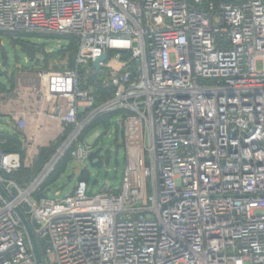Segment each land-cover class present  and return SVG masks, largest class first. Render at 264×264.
Listing matches in <instances>:
<instances>
[{
  "label": "built area",
  "instance_id": "obj_1",
  "mask_svg": "<svg viewBox=\"0 0 264 264\" xmlns=\"http://www.w3.org/2000/svg\"><path fill=\"white\" fill-rule=\"evenodd\" d=\"M0 33L77 45L72 68L0 91L23 138V157L0 148V264H38L16 210L42 264H264V0H0ZM103 54L93 85L111 93L97 103L88 77ZM109 115L126 153L119 191L78 181L42 197L61 160L94 152L81 136ZM32 117L58 124L46 145L26 133ZM53 145L29 184L10 178Z\"/></svg>",
  "mask_w": 264,
  "mask_h": 264
},
{
  "label": "rangeland",
  "instance_id": "obj_2",
  "mask_svg": "<svg viewBox=\"0 0 264 264\" xmlns=\"http://www.w3.org/2000/svg\"><path fill=\"white\" fill-rule=\"evenodd\" d=\"M23 43L33 47L35 52L33 62L29 61L21 51ZM0 44L5 48L7 54V62L4 66L0 55V85L7 89L10 88V79L16 81V84L23 78L35 80L36 71L39 69L55 71L70 69L74 60L72 55L77 48L76 41L71 37L38 34L22 35L11 39L0 33ZM107 66L117 70L120 64L118 61L110 59ZM256 67L261 70L263 63L258 61ZM117 120V116H113L110 117L106 125L92 124L84 131L79 141L80 146L85 143L93 147L94 151H100V164L91 167L87 159L77 161L66 157L61 160L55 172L42 185V197L60 201L71 194L80 178L87 183V195L95 196L105 191H119L122 172L126 164V153L121 145V134L117 131ZM7 124V117L0 116V128L4 130L0 132V148L17 149L18 144L10 136L11 133L7 131ZM53 125L56 128L58 124L54 123ZM38 173L34 172V177Z\"/></svg>",
  "mask_w": 264,
  "mask_h": 264
},
{
  "label": "trees",
  "instance_id": "obj_3",
  "mask_svg": "<svg viewBox=\"0 0 264 264\" xmlns=\"http://www.w3.org/2000/svg\"><path fill=\"white\" fill-rule=\"evenodd\" d=\"M5 35L10 37L11 39H13L15 37L22 36V35H14V34H5ZM74 57H75V51L73 52V55H72L73 59H74ZM73 64H74V60H73V63L71 65V68L73 67ZM103 77H104V75H103L102 71L88 77V84L92 87V89H91L92 92L96 96H98L97 103H100L103 100H105L107 97H109V95L111 93L110 90H104L99 85H93V82L98 81V80H100ZM3 89H4V86L0 85V91L3 90ZM110 117H113V116L112 115L106 116V117L100 119L99 121H97L96 124L102 123V124L106 125L107 121L110 119ZM10 136H12V138L17 142L18 148L17 149H7V150L3 149V150L5 152H8V153H12V152L19 153L23 157L22 144L20 143V138L22 137V135L19 132H17V130H16ZM56 148H57V145H53L52 147H49V148H42L40 150L39 156H38L37 160L35 161V163H34L32 168H23L22 167L17 172L13 173L10 176V178H12L20 186H26L34 178V172L37 171V173H38L41 170V168L50 159V157L52 156V154L54 153ZM79 181H84V180H82L80 178Z\"/></svg>",
  "mask_w": 264,
  "mask_h": 264
},
{
  "label": "water",
  "instance_id": "obj_4",
  "mask_svg": "<svg viewBox=\"0 0 264 264\" xmlns=\"http://www.w3.org/2000/svg\"><path fill=\"white\" fill-rule=\"evenodd\" d=\"M21 51L24 53V55L29 61L33 62L35 60V52L31 45L25 43L21 44ZM0 55L2 58V65L4 66L6 65L7 62V54L5 48L1 44H0ZM106 59H107V55L103 54L100 58L93 61L91 64L92 69L98 72L100 70L101 63L105 62ZM87 161L91 167L98 166L100 164V151L96 150L94 152H91L87 158ZM0 193L3 194L1 186H0ZM16 213L29 234L38 264H42L41 254L39 252L35 237L32 233L29 223L27 222L26 218L24 217L23 213L20 210H16Z\"/></svg>",
  "mask_w": 264,
  "mask_h": 264
},
{
  "label": "crops",
  "instance_id": "obj_5",
  "mask_svg": "<svg viewBox=\"0 0 264 264\" xmlns=\"http://www.w3.org/2000/svg\"><path fill=\"white\" fill-rule=\"evenodd\" d=\"M4 88H6V87H4ZM7 126H8L7 131L10 132L11 134L16 131L14 126L9 122V120H8ZM53 126H54L53 124L45 122V120L37 121L36 119H34V117H32V118L27 119L25 131H26V133H30L31 131L37 130V132H38L37 141H38L40 146H43V145H46L48 143V141L56 134V131L58 128H57V126H56V128H54ZM3 131L4 130L0 128V132H3ZM20 143L23 144V138L22 137L20 138Z\"/></svg>",
  "mask_w": 264,
  "mask_h": 264
}]
</instances>
